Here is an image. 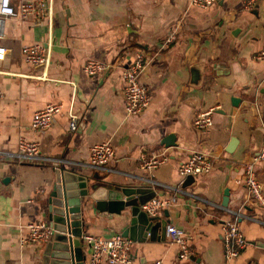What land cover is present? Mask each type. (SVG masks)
Here are the masks:
<instances>
[{"label": "crops", "instance_id": "obj_1", "mask_svg": "<svg viewBox=\"0 0 264 264\" xmlns=\"http://www.w3.org/2000/svg\"><path fill=\"white\" fill-rule=\"evenodd\" d=\"M42 1L39 16L5 18L0 37V151L12 154L25 139L38 143L40 155L29 161L0 154V264H44L46 241L17 240L23 225L36 221L47 223L48 240L58 243L48 255L53 264L66 244L71 264H88L83 236L121 233L126 215L125 209H97L83 195V182L95 177L112 186L141 185L144 196L154 192L150 199L167 198L154 215L188 236L189 254L178 259L176 244L157 228L152 238L132 240L129 264L156 258L162 264H264V214L242 183V164L264 137V56L258 54L264 0H216L205 7L188 0ZM169 32L172 40L160 46ZM31 43L49 50L44 79L36 77L41 66L20 54V46ZM136 52L145 61L139 81L149 101L124 116L121 73ZM88 59L106 70L85 73ZM47 102L61 103V110L46 128L31 129V113ZM208 108L211 124L193 128L192 116ZM69 111L79 117L73 132L66 128ZM101 141L113 149L105 170L86 164L88 147ZM193 151L204 152L212 168L179 175L178 164ZM150 156L164 159L143 168ZM255 176L264 195V163L255 165ZM57 184L60 194L52 196ZM232 219L246 244L227 259L221 232Z\"/></svg>", "mask_w": 264, "mask_h": 264}, {"label": "built area", "instance_id": "obj_2", "mask_svg": "<svg viewBox=\"0 0 264 264\" xmlns=\"http://www.w3.org/2000/svg\"><path fill=\"white\" fill-rule=\"evenodd\" d=\"M216 0H188L191 5L205 7ZM42 0H20L14 6L11 0H0V37L2 35L3 21L5 18L19 17L25 18L29 15L39 16L44 8ZM173 38V33L169 32L160 46H165ZM20 54L28 65L41 66L42 72L37 78H46V67L50 60L49 50L40 43L23 44L20 46ZM264 56V44L258 53ZM5 56V47L0 43V60ZM145 66V61L139 52H136L131 61L124 67L121 73L122 96L124 116L134 115L142 111L149 101L147 87L139 81ZM82 70L87 74H98L106 70L102 63L88 59L82 65ZM264 79V78H263ZM1 97V91H0ZM61 110V103L47 102L42 107L35 109L30 116L28 126L34 130L46 128L53 116ZM211 109H204L196 112L191 119L193 128L202 129L211 124ZM79 117L76 113L69 111L67 114L66 128L69 132L77 129ZM0 154L15 156L23 160H34L40 158L39 145L34 140L18 139L17 149L14 153ZM113 154V149L108 141L92 143L88 147L87 166L94 169L105 170L109 158ZM164 157L155 158L150 156L142 161L143 168L156 167ZM264 163V137L257 150L250 158L242 164V183L245 190L264 214V195L261 191V184L255 176V165ZM212 168V161L201 151L190 152L187 157L178 164L177 173L181 176L204 175ZM168 203L167 198H153L144 202L140 207L149 215H154L157 210ZM25 232L18 237V243H38L48 240L51 227L43 222H28L23 225ZM165 234L169 241L177 246L176 256L182 259L188 256V236L185 232L174 225H165ZM221 239L223 245L224 257L232 259L237 256L246 244L245 237L234 219L227 220L222 224ZM83 240L89 246L88 264H129L130 263V245L132 239L119 232H114L108 237L85 234ZM148 264H162L159 258L151 260Z\"/></svg>", "mask_w": 264, "mask_h": 264}, {"label": "water", "instance_id": "obj_3", "mask_svg": "<svg viewBox=\"0 0 264 264\" xmlns=\"http://www.w3.org/2000/svg\"><path fill=\"white\" fill-rule=\"evenodd\" d=\"M234 102L235 100H232ZM170 136H167L166 140H169ZM170 142V141H164ZM170 144V143H167ZM93 181L88 183L83 182L82 193L86 197L94 200L97 209H105L108 212L119 213L121 210L125 209V225L121 231V234L128 236L134 241H141L147 238H152L153 232L157 228L163 230L167 223L166 219H160L157 215H149L140 206L148 201L154 196V192L150 195L144 196L142 192L143 188L141 185L126 184V185H116L112 186L99 178H92ZM55 188V187H54ZM60 185L57 184V190H54L51 195L58 196L60 194ZM226 192V191H225ZM59 202H61L59 200ZM164 214H166L164 212ZM57 241L50 242L46 241L44 247V264H53L49 259L48 255L51 249L57 248ZM67 249L65 254L60 258L58 256L57 261L59 264H71L69 258L68 244H66Z\"/></svg>", "mask_w": 264, "mask_h": 264}]
</instances>
